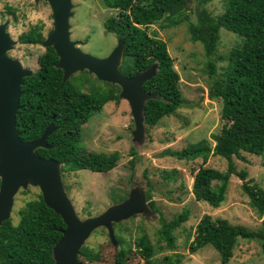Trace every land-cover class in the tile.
I'll list each match as a JSON object with an SVG mask.
<instances>
[{"label": "trees", "instance_id": "1", "mask_svg": "<svg viewBox=\"0 0 264 264\" xmlns=\"http://www.w3.org/2000/svg\"><path fill=\"white\" fill-rule=\"evenodd\" d=\"M117 15L109 16L104 26L118 39H124V51L120 70L127 76L157 65L156 74L143 89L150 94L145 105V122L149 127L172 115L182 107L184 97L179 86L180 76L174 68L167 42L151 34L149 28L155 22L167 20L165 27L189 23L191 40L200 41L206 54L212 57L221 39V28H226L243 37L241 46L234 47L228 55V65L220 79L216 80L212 97L222 99L221 118L225 121L222 131L212 134L216 142L211 147L208 139H202L181 150L168 149L162 156L194 160L202 158L207 163L210 156H221L228 161L227 170L220 171L202 165L194 175L193 193L198 201H206L219 207L226 200L228 185L233 174L242 181V188L249 196L252 206L264 214V188L249 178L246 169L238 170L234 157L246 160L247 152L264 155V0H224L225 10L218 16L207 9L198 12L194 22L186 14L192 3H208L212 0H102ZM43 24H38L19 36L22 43L38 44L45 36ZM59 57L53 47L39 56V69L25 77L23 95L17 114V128L22 140L38 139L46 127L53 123L55 131L48 137L52 148H38L43 158H55L62 162V173L88 169L94 172H109L117 166L119 153L105 155L87 148L70 135L69 124L79 127L89 121L103 106L120 101L121 87L106 83L109 87H93L86 91L82 80L69 78L63 83L64 72L57 68ZM210 74H216V65L209 62ZM137 150L133 148L132 155ZM127 195L115 197L122 202ZM147 198L152 199L150 192ZM155 207V201H150ZM20 220H6L0 227V264H54L53 248L62 237L66 224L63 218L48 207L42 194L30 200L20 209ZM190 210L184 209L176 218L163 220L160 235L169 249L176 248L175 230L189 219ZM240 238L258 239L264 254V219L259 229L252 230L242 224H232L226 218L214 219L205 214L196 225L194 239L189 251L194 254L210 244L227 264L234 256ZM120 247L115 253V264H130L131 247L117 235ZM137 251L145 259L155 254V249L146 235L137 237ZM79 258L90 262L100 260V253L90 247H82ZM170 263L183 264L181 255L175 259L166 256Z\"/></svg>", "mask_w": 264, "mask_h": 264}, {"label": "rangeland", "instance_id": "2", "mask_svg": "<svg viewBox=\"0 0 264 264\" xmlns=\"http://www.w3.org/2000/svg\"><path fill=\"white\" fill-rule=\"evenodd\" d=\"M73 3L71 38L84 41L81 48L85 52L98 57L109 55L117 45L118 37L107 31L104 22L109 16L117 15L118 10L107 7L102 0H73ZM203 9L218 16L225 10V1L194 2L186 14L196 22L198 12ZM5 22H8V32L15 40L8 52L9 57L18 59L25 68L36 72L40 66L39 56L47 50L43 41L53 29L49 3L46 0H0V24ZM38 24L44 25L45 39L38 44L22 43L20 34ZM166 25L167 20L155 22L149 32L167 42L174 68L180 76L179 86L184 97L182 107L172 115L163 117L154 127L145 123L143 137L139 140L134 136L136 123L130 104L121 97L119 102H107L87 123L79 127L69 124L70 135L88 151L105 155L118 152L119 160L109 172L83 169L62 173V179L81 219L101 214L117 204L116 195L128 197L132 189L138 188L147 198L150 192L151 200L155 201L154 208L149 205L148 212L113 223L116 238L118 235L126 248L133 249L128 259L130 264H177L165 259L166 256L175 259L177 255H181L183 264H223L220 253L210 244L194 254L189 251L196 225L203 215L210 214L214 219L226 218L232 224H242L256 230L262 226L264 214L251 205L249 196L242 188L243 181L235 174L230 178L226 200L221 206L213 207L195 198L192 187L196 171L204 165L225 172L227 159L211 155L208 162L203 163L201 157L186 160L162 154L168 149L181 150L204 138L208 139L211 147L215 146L211 135L220 133L225 121L221 118L222 99L212 97L211 92L215 81L221 78L228 65L230 51L241 46L243 37L221 28L220 42L214 55L209 57L200 41L191 40L189 23L175 27ZM210 61L216 65L215 75L210 74ZM70 78L73 82L81 79L86 91L93 87H109L108 82L99 80L87 70L78 71ZM133 148L137 150L135 156L132 155ZM242 154L246 160L234 157L237 169L248 170L249 178L264 188V155ZM39 194L42 193L38 186L20 188L11 211L10 218L14 224L20 220V209L30 200L38 198ZM151 200L147 198L148 204ZM187 208L190 210L189 219L175 230L176 248L171 250L160 235L162 221L176 218ZM141 235H146L155 249V254L149 260L137 251L135 241ZM82 247H90L100 253V260L93 262L79 258L85 264H115V253L120 245L119 241L118 244L112 241L107 228L99 227ZM227 264H264L261 242L258 239L240 238L234 256Z\"/></svg>", "mask_w": 264, "mask_h": 264}, {"label": "water", "instance_id": "3", "mask_svg": "<svg viewBox=\"0 0 264 264\" xmlns=\"http://www.w3.org/2000/svg\"><path fill=\"white\" fill-rule=\"evenodd\" d=\"M39 1V0H36ZM52 11L53 29L43 44L53 47L59 61L57 68L63 70V83L78 71L87 70L99 80L121 87L120 97L126 99L135 119V139L143 137L145 129V105L150 94L143 85L157 72L153 64L134 76L121 70L125 41L118 39L112 52L98 57L82 50V40L71 38L70 19L73 16V0H46ZM15 40L8 32V22L0 24V227L10 219L14 199L21 187L38 186L45 204L55 210L64 220L66 228L53 248L54 264H85L79 259L82 245L94 230L105 227L115 244H118L113 223L129 219L149 211L144 192L138 188L122 202L108 207L96 216L81 219L68 197L62 179V162L55 158H43L38 148H52L48 137L55 131L50 123L36 140H22L17 128V114L23 95L25 77L35 72L25 68L21 61L9 57L8 52Z\"/></svg>", "mask_w": 264, "mask_h": 264}]
</instances>
